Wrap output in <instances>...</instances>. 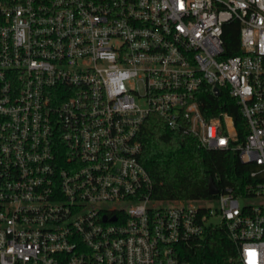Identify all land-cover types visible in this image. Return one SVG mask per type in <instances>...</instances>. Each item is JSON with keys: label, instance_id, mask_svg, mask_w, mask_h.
I'll return each mask as SVG.
<instances>
[{"label": "built area", "instance_id": "built-area-1", "mask_svg": "<svg viewBox=\"0 0 264 264\" xmlns=\"http://www.w3.org/2000/svg\"><path fill=\"white\" fill-rule=\"evenodd\" d=\"M203 84L236 101L242 143L228 113L203 117ZM151 114L256 182L215 208L153 200ZM217 229L228 264H264V0H0V264H191Z\"/></svg>", "mask_w": 264, "mask_h": 264}, {"label": "trees", "instance_id": "trees-1", "mask_svg": "<svg viewBox=\"0 0 264 264\" xmlns=\"http://www.w3.org/2000/svg\"><path fill=\"white\" fill-rule=\"evenodd\" d=\"M223 57L242 54L239 48V25L223 26ZM206 120L221 112L228 113L235 125L238 141L246 134L245 119L236 101L220 89L218 96L203 84L198 98ZM141 143L139 161L152 181L151 198L159 201H211L208 194L212 179L218 191L230 188L234 194H244V188L257 180L250 177L254 164H244L236 152L206 150L196 139L171 131L163 119L151 114L145 120L138 137ZM233 244L222 229L205 235L201 246L190 252L191 264H228Z\"/></svg>", "mask_w": 264, "mask_h": 264}, {"label": "water", "instance_id": "water-1", "mask_svg": "<svg viewBox=\"0 0 264 264\" xmlns=\"http://www.w3.org/2000/svg\"><path fill=\"white\" fill-rule=\"evenodd\" d=\"M208 194L211 196H216L218 194V189L214 185L212 179H209V182H208Z\"/></svg>", "mask_w": 264, "mask_h": 264}, {"label": "rangeland", "instance_id": "rangeland-1", "mask_svg": "<svg viewBox=\"0 0 264 264\" xmlns=\"http://www.w3.org/2000/svg\"><path fill=\"white\" fill-rule=\"evenodd\" d=\"M209 203H211L212 204V207H216V202H215V200H212L211 202H209Z\"/></svg>", "mask_w": 264, "mask_h": 264}]
</instances>
